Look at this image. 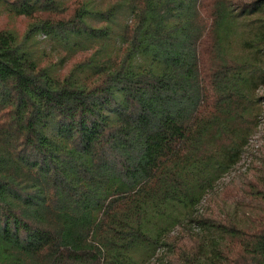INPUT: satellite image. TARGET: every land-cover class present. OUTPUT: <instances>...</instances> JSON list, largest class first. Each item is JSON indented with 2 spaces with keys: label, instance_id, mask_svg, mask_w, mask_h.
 Wrapping results in <instances>:
<instances>
[{
  "label": "trees",
  "instance_id": "1",
  "mask_svg": "<svg viewBox=\"0 0 264 264\" xmlns=\"http://www.w3.org/2000/svg\"><path fill=\"white\" fill-rule=\"evenodd\" d=\"M0 14V264H264V0Z\"/></svg>",
  "mask_w": 264,
  "mask_h": 264
},
{
  "label": "rangeland",
  "instance_id": "2",
  "mask_svg": "<svg viewBox=\"0 0 264 264\" xmlns=\"http://www.w3.org/2000/svg\"><path fill=\"white\" fill-rule=\"evenodd\" d=\"M0 26L3 28L12 29L19 34H23L27 26V21L23 18H13L11 16L0 14ZM45 45L46 46L48 45L47 42H45ZM258 94L264 97V87L258 90ZM258 137L260 136H257L256 138ZM257 144H258L257 142H253V145H257ZM246 162H247V158H244L241 164H244ZM243 169H244L243 167H238V170L240 171Z\"/></svg>",
  "mask_w": 264,
  "mask_h": 264
}]
</instances>
